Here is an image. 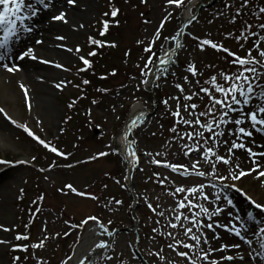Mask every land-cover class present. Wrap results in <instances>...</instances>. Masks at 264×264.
<instances>
[{"label":"rangeland","instance_id":"obj_1","mask_svg":"<svg viewBox=\"0 0 264 264\" xmlns=\"http://www.w3.org/2000/svg\"><path fill=\"white\" fill-rule=\"evenodd\" d=\"M54 1L47 9L37 5L38 14L25 21L31 32H21L8 58L0 61V264H68L91 226L107 246L100 264H219L230 240L243 237L253 245L250 238L264 228V213L252 203L264 205V175H256L259 167L251 166L257 159L254 137L262 136V130L247 120L234 124L240 113L213 105L202 90L222 98L212 78L226 86L222 74L237 70L232 55L202 41L256 61L248 65L255 73L248 75L255 77L258 95L264 85V0H88L87 10L82 4L75 7L85 26L73 29L68 41L51 40L66 45L53 44L62 64L52 67L35 60L42 40L37 28L66 29L52 19L59 15ZM193 3L192 18L200 11L173 67L149 89L145 81L152 67ZM108 14L112 26L101 40ZM117 23L118 36L113 33ZM27 48L35 59L17 58ZM5 64L18 69L9 72ZM43 72L49 75L29 77ZM139 103L157 111L134 137L139 158L135 203L115 142ZM208 123L211 132L202 126ZM241 126L253 135H241ZM233 143L245 147L233 148ZM193 188L199 191L192 193ZM249 212L254 219H248Z\"/></svg>","mask_w":264,"mask_h":264},{"label":"bare ground","instance_id":"obj_2","mask_svg":"<svg viewBox=\"0 0 264 264\" xmlns=\"http://www.w3.org/2000/svg\"><path fill=\"white\" fill-rule=\"evenodd\" d=\"M64 2V3H63ZM88 0H75L74 3L69 4L68 0H55L54 4H56L58 7L56 8L57 14H60L61 12L64 14V20L58 21L59 25L64 26L66 29L59 28V30H56V28L49 27H38L37 29L42 31V40L46 41H40L38 42V46L40 47V55L38 56V60L41 63L48 64L52 67H58L60 64H62V56L61 52L57 50L53 44H56L57 48L65 49L66 45L64 42H51V40H54L55 38H63L65 40L70 39V32L76 30L82 29L85 26V23L83 21L82 15H80L81 9L78 11L76 10L77 7H79V4L83 5V8L86 9V3ZM196 4L193 3L188 10L186 11L184 15V19L182 22V27L188 26V24L191 22V18L193 17V11L196 8ZM76 7V8H75ZM75 8V10H73ZM73 10V11H72ZM84 10V12H86ZM76 11V12H75ZM66 21V22H65ZM183 30V29H182ZM181 29L179 30V32ZM179 32L171 37L165 44L162 55L159 58V61L152 67V70L148 76L147 79V87L151 89L152 87H155L160 78L166 74L174 65V54L176 50V45L180 39ZM38 47V48H39ZM46 48V49H45ZM63 59L67 56L63 54ZM166 59L168 61L167 64H161L160 59ZM2 66V64H0ZM49 75L47 72H43L41 74L37 75H29V77L33 78H40L43 76ZM147 110L144 108L143 104L139 103L136 104L131 113L130 117L127 121V124L125 128L122 130L118 138L115 142V149L116 151L123 157V159L126 162L127 166V176H126V185L129 188V193L132 197L133 202L137 203L138 195L136 190L134 189L133 185V176L135 173V168L137 164L139 163V158L137 151L135 149V142L134 137L135 133L140 127V121L141 119L146 115ZM134 122V123H133ZM261 127V126H260ZM263 128V126H262ZM254 140L256 142V149L254 152H256L257 159L252 161V167L258 166V171L256 175L263 173L264 171V130H262V136H259L258 138L254 137ZM134 151V155L130 154ZM251 198V199H249ZM250 201H252V197H248ZM262 213H264L262 211ZM255 238V240H254ZM250 238L249 242L253 245L245 243V241H241V238L239 237L238 240H230L229 243H227L224 246V251L221 253V257L223 260H221L222 263L219 264H250L248 263L249 260L251 262H255V264H264V258L261 257L260 254H264V248L261 247V244H264V233L258 235V237ZM242 242V244H241ZM104 244L105 247L98 248V244ZM238 245V247H236ZM254 246L256 247L254 249ZM106 244L103 242L101 233L96 228V226H91L87 233L84 235L83 239L80 241L78 245L74 248L73 255L69 261L68 264H100V261L103 257L104 252L106 251ZM94 248V249H93ZM259 251V252H258ZM249 253V254H248ZM224 254V255H223ZM232 256V260H228L226 257Z\"/></svg>","mask_w":264,"mask_h":264},{"label":"snow or ice","instance_id":"obj_3","mask_svg":"<svg viewBox=\"0 0 264 264\" xmlns=\"http://www.w3.org/2000/svg\"><path fill=\"white\" fill-rule=\"evenodd\" d=\"M75 0H68L69 4L74 3ZM170 3H179L180 0H169ZM51 4V0H34V3H26V0H0V31L4 33L2 37H0V61H3L8 58L12 46L16 41L20 38V33H28L31 32L32 28L30 25L26 24V20H30L32 17L36 16L38 14L37 11V5L42 6L44 9H47ZM113 15H116V12L114 11L112 13ZM53 20H64V14L61 12L59 15H55L52 17ZM66 22V21H65ZM105 31L107 30V24H105ZM103 34V33H101ZM38 42V41H37ZM93 43L99 44V41H92ZM202 44H210L212 48L216 49L217 51H224L228 52L229 55H232L234 59L231 61V63L237 65V70L234 73L231 74H222V79L225 81L226 86H222L218 83H216V78L213 77L212 81L215 85V91L217 93L221 94L222 98H217L212 95L211 92H209L208 89H202L206 93H208L212 97V104L213 105H219L221 106V109H228L231 111H238L240 113L241 118H237L233 120V123L236 125H243L245 121H249V126L253 129H256L257 131H261L264 129H258L256 128L257 125H264V85H261V91L257 95L255 92V86L253 85L252 81L255 79L254 76L248 75V73H255L256 69L253 67H249L248 65L256 62L253 59L249 58H242L239 56H236L234 53H230L228 49H224L221 45H217L216 43H213L209 40L202 41ZM150 51V49H149ZM89 55H95V53H89ZM249 57L251 56V53L248 54ZM261 56H264V51L260 52ZM25 56H31L33 59H35L34 56H32V49L27 48L26 51H21L17 54V58L23 59ZM83 63L85 65H89V61L87 59H84ZM151 63V61H149ZM161 64H167L168 61L166 59L161 58L160 59ZM7 71L12 72L18 69V66H12L9 67L7 64L3 65ZM59 67V65H58ZM190 71H192L193 75L196 74V70L194 67L190 68ZM87 83V81H85ZM145 83H147L145 81ZM23 88V85H21ZM25 94L26 91H25ZM190 99V97H188ZM252 107H249V105H253ZM243 105L244 107H240ZM195 107V105H193ZM4 109H0V113H3ZM206 113H202L204 115ZM177 116H179V112L176 113ZM228 112L224 111L223 116H227ZM10 119V117H9ZM224 121L221 120V123ZM15 123V121H13ZM134 123V122H133ZM185 123H189V121H185ZM203 127H207V130L209 132L212 131V124L208 123L207 125H202ZM27 131V129H25ZM239 133L241 135L245 136H252L253 133L251 131H247L245 127L241 126L239 128ZM29 135H32V133L29 131ZM203 133H201V136ZM218 135H222V133H218ZM38 139V138H37ZM41 144H43L45 147H48L47 144L43 140L40 141ZM233 148H243L245 147L243 144H237L233 143ZM231 149H229L230 151ZM249 153L252 155H255V153H252L251 149H246ZM51 151L57 154L62 155V153H59L56 148H51ZM211 152V149H209ZM130 154L134 155V151ZM214 154V153H213ZM224 163H230L229 160L224 159V157H220ZM0 163H3L0 161ZM200 175H204V173H199ZM261 175H264V173H261ZM237 176H234L233 179H237ZM222 179H227V177H223ZM69 188L72 186L69 185ZM74 190V189H73ZM177 191L184 192L185 189L179 188ZM199 191L197 188L191 189L192 193H196ZM237 191H240V189H237ZM207 199V197H204ZM216 199H220V195L217 194ZM224 199L226 200L227 204L231 205L232 200L227 199L225 196ZM251 199V198H249ZM252 203L255 205L256 209H260L261 211H264V205H261L259 203H256L254 200ZM185 205L181 203V207H184ZM202 211L207 212V209H204L201 206ZM219 209L217 210V212ZM248 219L252 220L254 219L253 214L249 212ZM95 219V218H93ZM210 227V225H209ZM189 232H191V229H188ZM261 233H264V228L260 229ZM236 236H240V232H235ZM17 239H26V237H17ZM193 240H196L197 237L195 235L192 236ZM243 239V237H241ZM98 248L105 247L104 244H98ZM186 247H192V245H186ZM238 247V245H236ZM261 247L264 248V244H261ZM262 258H264V254H260ZM186 255V254H183ZM228 260H232V256L226 257ZM205 260H207V256L204 257Z\"/></svg>","mask_w":264,"mask_h":264},{"label":"water","instance_id":"obj_4","mask_svg":"<svg viewBox=\"0 0 264 264\" xmlns=\"http://www.w3.org/2000/svg\"><path fill=\"white\" fill-rule=\"evenodd\" d=\"M213 5V3L212 4H210V5H208V8L210 7V6H212ZM203 8H207L206 6H204L203 5ZM199 11H200V8L198 9V12L196 13V15L194 16V18H192L191 19V22L188 24V25H190L191 23H193L194 21H196V18L198 17V14H199ZM186 27L187 26H184L182 29V32H181V35H180V40H179V43H178V45H177V47H176V50H175V58H177V53H178V51L183 47V36L185 35V29H186ZM153 88V87H152ZM154 94V93H153ZM156 111H157V107L156 106H154V111L151 113L150 111H148L147 110V113H146V115L141 119V121H140V125H142L143 123H145L146 122V120L149 118V117H151V116H153L155 113H156ZM139 166V163L137 164V167ZM137 208V207H136ZM136 209H134V211H135Z\"/></svg>","mask_w":264,"mask_h":264},{"label":"trees","instance_id":"obj_5","mask_svg":"<svg viewBox=\"0 0 264 264\" xmlns=\"http://www.w3.org/2000/svg\"><path fill=\"white\" fill-rule=\"evenodd\" d=\"M115 11V10H114ZM114 11H111L112 13L114 12ZM109 15V14H108ZM111 18H112V20H114L115 19V17H114V15L113 14H111ZM111 18H110V15H109V17L106 15V18H104V21L106 22V24H107V30L109 29H111L110 28V26H112V24H111ZM121 23V22H120ZM120 23H117V26L114 28L115 30L113 31V33L115 34V35H117L118 36V33H116V29H117V31H119V28H120ZM107 30L105 31L104 29H101L100 30V32L101 33H103L104 34V36L103 37H99L101 40H104V38H106L107 37V35H105V34H107L108 32H107ZM112 31V30H111ZM110 31V32H111ZM107 32V33H106ZM112 33V34H113ZM100 35H102V34H100ZM113 38H116V36H113L112 37V40H113ZM96 46V45H95ZM112 48V47H111ZM92 57V56H91Z\"/></svg>","mask_w":264,"mask_h":264}]
</instances>
